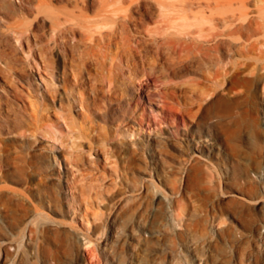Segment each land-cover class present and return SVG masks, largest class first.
Instances as JSON below:
<instances>
[{"label":"rangeland","instance_id":"1","mask_svg":"<svg viewBox=\"0 0 264 264\" xmlns=\"http://www.w3.org/2000/svg\"><path fill=\"white\" fill-rule=\"evenodd\" d=\"M0 2V66L37 107L0 132V264H264V0L194 9L220 21L216 56L136 77L54 48L68 0Z\"/></svg>","mask_w":264,"mask_h":264},{"label":"bare ground","instance_id":"2","mask_svg":"<svg viewBox=\"0 0 264 264\" xmlns=\"http://www.w3.org/2000/svg\"><path fill=\"white\" fill-rule=\"evenodd\" d=\"M68 1L73 4V9L67 10V8L65 9L62 7L55 10L56 12L52 10L54 14L50 11L52 15L47 14L51 19V33L49 39L53 38V41H51L55 44L54 48L60 50L63 54L64 51L66 52V50L74 48L79 41H82L84 50L81 52V56H83L85 64H97L101 61V58L106 59L114 55L119 58L120 62H124L125 66L131 70L129 75L134 77L138 76V74H143L140 70L144 67L156 68L159 67L160 64H163L169 66L170 69L173 68L176 70V68H180V66L187 63L191 64V62L194 61H202V64L206 63L205 60L208 58L211 59L212 56H216V51L218 52L221 45L225 42L218 31L219 24L216 27V24L220 21L215 20L216 17L211 15L206 16L207 12L204 15L203 11H200L197 15L196 9L203 7L218 8L222 5H231L234 2L236 5L238 3L241 6H245L246 2H248V0ZM30 3V0H20V8L27 10L29 9L28 5ZM36 3L38 9L36 8L35 12L36 14H41V12L45 10L44 7H46V10L48 9L47 7L51 5L52 0H36ZM41 7L44 8V10L41 9ZM91 7L94 9L92 15L87 12ZM238 7L240 8L239 5ZM211 10L213 11L214 9L210 8L209 10L208 8V13L209 11L211 12ZM215 11L213 12H220ZM192 12L195 13L192 14ZM244 13L246 14V12ZM231 16H234L238 20L242 19L241 17L238 18V15ZM146 18L152 19L151 25L145 24L147 22L143 23V20L145 21ZM239 21L241 22L242 20ZM207 22L209 23L207 24ZM235 24H233L234 28H237L238 25L236 26ZM246 25H250V22ZM148 26H151V28H148ZM230 27L229 29L233 26ZM248 28H251V26H247L245 29L248 30ZM146 29L149 33H146ZM9 31L18 35L15 38L17 39L16 42H18V37L21 36L23 32L12 29ZM230 31L232 32L233 30L231 29L229 32ZM224 32L223 36L226 34V31ZM78 34L82 38L76 40V35ZM20 45L19 43L18 46ZM49 45H47V47ZM112 48L115 49L114 52H111ZM48 50L49 52H47ZM48 50H45L47 56L51 55L50 49ZM51 57H48L49 60L47 65L49 66H51L52 63ZM139 67L142 68L138 70ZM183 67L185 68V66L181 68ZM13 73L9 65L4 68L0 66V79L9 87V92L6 94L0 90V132L3 128H6L10 130V133H17V131L22 128L21 125L24 120L36 118L37 107L35 102L30 99L32 96L31 92L24 95L22 94L23 92L17 90L16 87L15 89L11 85L13 83L11 78L12 75H14ZM218 76L215 75L217 78ZM90 79L91 73L87 71L85 79L81 80L79 77L78 82L79 84H83ZM214 81H217V79L214 78ZM51 96L54 97V95ZM16 100H21V105L16 106ZM92 245L93 243L89 241L87 246L91 248Z\"/></svg>","mask_w":264,"mask_h":264}]
</instances>
